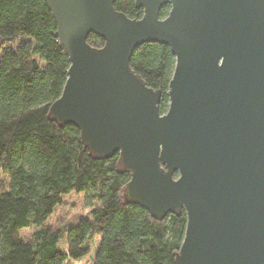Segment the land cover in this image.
Returning a JSON list of instances; mask_svg holds the SVG:
<instances>
[{
	"label": "water",
	"instance_id": "1",
	"mask_svg": "<svg viewBox=\"0 0 264 264\" xmlns=\"http://www.w3.org/2000/svg\"><path fill=\"white\" fill-rule=\"evenodd\" d=\"M43 1L69 60L51 119L95 159L119 154L126 203L155 220L184 210L176 264H264V0H134L138 20L116 0ZM145 43L175 57L165 114L129 68Z\"/></svg>",
	"mask_w": 264,
	"mask_h": 264
},
{
	"label": "trees",
	"instance_id": "2",
	"mask_svg": "<svg viewBox=\"0 0 264 264\" xmlns=\"http://www.w3.org/2000/svg\"><path fill=\"white\" fill-rule=\"evenodd\" d=\"M113 8L132 20L143 16L134 0H116ZM169 11L164 5L159 18ZM58 42L56 22L43 0H0V264H72L95 239L93 264H176L184 210L155 220L139 205L126 203L130 174L119 154L95 159L75 126L49 116L69 68ZM87 43L104 44L92 34ZM174 67L169 48L156 43L142 44L129 61L147 88L160 91V114L168 110ZM68 194L82 196L90 214L67 228L63 251L62 231L44 224ZM31 227L37 228L32 241L24 242L19 232Z\"/></svg>",
	"mask_w": 264,
	"mask_h": 264
},
{
	"label": "rangeland",
	"instance_id": "3",
	"mask_svg": "<svg viewBox=\"0 0 264 264\" xmlns=\"http://www.w3.org/2000/svg\"><path fill=\"white\" fill-rule=\"evenodd\" d=\"M83 199L84 198L82 196L75 194H68L64 196L61 205L55 208L53 214L44 224V227L62 231V238L59 242V247L63 251H66L64 234L67 228L76 224L79 220L89 217L90 210L85 205ZM36 230L37 228L34 227L23 229L19 232V236L24 242H31L32 235ZM97 243L98 239H95L85 257L81 260L73 262L72 264H93L94 252ZM58 259L60 261L63 260L62 258Z\"/></svg>",
	"mask_w": 264,
	"mask_h": 264
}]
</instances>
